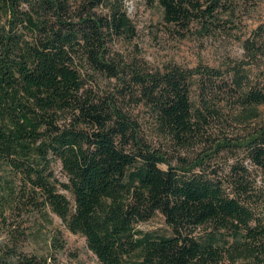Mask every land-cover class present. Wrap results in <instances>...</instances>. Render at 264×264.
Masks as SVG:
<instances>
[{
	"label": "trees",
	"instance_id": "obj_1",
	"mask_svg": "<svg viewBox=\"0 0 264 264\" xmlns=\"http://www.w3.org/2000/svg\"><path fill=\"white\" fill-rule=\"evenodd\" d=\"M124 1L0 0V236L10 240L0 264H53L17 246L11 213L26 212L58 217L99 264H264V121L235 138L212 129L259 118L264 87L244 66L264 54V38L245 39L247 61L229 69L149 70L109 47L136 35ZM238 1L256 0H146L182 36L215 31ZM101 76L116 79L115 92L95 91ZM134 109L172 144L175 165ZM200 145L194 160L179 155ZM223 150L233 163L211 168ZM158 213L169 233L137 228ZM46 243L64 246L55 235Z\"/></svg>",
	"mask_w": 264,
	"mask_h": 264
},
{
	"label": "rangeland",
	"instance_id": "obj_2",
	"mask_svg": "<svg viewBox=\"0 0 264 264\" xmlns=\"http://www.w3.org/2000/svg\"><path fill=\"white\" fill-rule=\"evenodd\" d=\"M76 1L79 3L81 0H71L75 5L77 4ZM124 2L128 17L135 26L136 35L132 39L115 37L110 42L109 47L116 58L130 62L136 61L149 70L161 69L169 62L184 67H192L202 63L217 67L220 70L229 69L236 61L242 59L247 61L242 47L245 39L257 41L264 38V36H257L261 31L259 27H264V0H256L253 3L238 1L233 13L222 15L223 22L215 31L208 35H201L197 33L195 26L185 36L178 34L172 27L163 23L161 8L158 5L149 4L146 0H125ZM97 12H100V9H97ZM244 67L252 82L264 87V54ZM115 87L116 79L104 76L99 77L94 85L95 91L102 96L115 92ZM192 98H196L194 90ZM259 110V118L251 121L249 125H230L225 126V128L212 127L215 132L213 135H218L219 128L221 129L219 135L226 133L227 137L233 138L245 135L247 130L263 123L264 106H260ZM134 113L143 118L142 128L151 145L160 147L164 152L166 150L168 154H165V157L171 161L172 165H175L176 160L172 157L177 152L172 149V144H167L166 140L156 133L151 126L150 119L145 115L146 110L134 109ZM203 148L204 146L200 145L178 153L180 156L194 160ZM239 155L242 156L241 153ZM233 161L234 158L230 152L223 150L210 157L209 166L211 168H224L225 170ZM161 167L165 168V165L163 164ZM54 168L58 177L64 179L59 165L55 164ZM64 193L72 201L70 194ZM49 217L51 220L48 223L36 214L11 213L10 219H16L20 231L17 234V246L24 251L40 254L51 253L53 264H99L96 256L88 249L82 235L71 233L55 215L50 214ZM137 228L143 231L169 233L164 217L159 213L139 223ZM53 235L63 242L62 249L55 251L53 248L49 250L47 247L46 241ZM11 238L15 239L16 237ZM9 242L10 240L5 234L0 236V245Z\"/></svg>",
	"mask_w": 264,
	"mask_h": 264
}]
</instances>
